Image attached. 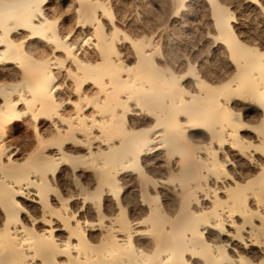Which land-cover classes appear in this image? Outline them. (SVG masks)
<instances>
[{"label": "bare ground", "instance_id": "bare-ground-1", "mask_svg": "<svg viewBox=\"0 0 264 264\" xmlns=\"http://www.w3.org/2000/svg\"><path fill=\"white\" fill-rule=\"evenodd\" d=\"M0 264H264V0H0Z\"/></svg>", "mask_w": 264, "mask_h": 264}, {"label": "rangeland", "instance_id": "rangeland-1", "mask_svg": "<svg viewBox=\"0 0 264 264\" xmlns=\"http://www.w3.org/2000/svg\"><path fill=\"white\" fill-rule=\"evenodd\" d=\"M239 13V14H238ZM237 14H238V16L240 15V12H238L237 11ZM190 46V45H189ZM184 48H182V51H185V50H183ZM187 49H189V48H187ZM187 49H186V51H187ZM189 51V50H188Z\"/></svg>", "mask_w": 264, "mask_h": 264}]
</instances>
